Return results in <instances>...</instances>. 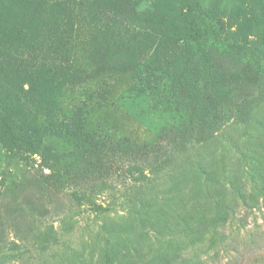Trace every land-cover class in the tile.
Returning a JSON list of instances; mask_svg holds the SVG:
<instances>
[{
	"label": "rangeland",
	"instance_id": "1",
	"mask_svg": "<svg viewBox=\"0 0 264 264\" xmlns=\"http://www.w3.org/2000/svg\"><path fill=\"white\" fill-rule=\"evenodd\" d=\"M152 2L240 48L216 118L187 111L203 84L181 63L153 93L169 25L126 26L115 0H0V264H264V0L138 13Z\"/></svg>",
	"mask_w": 264,
	"mask_h": 264
},
{
	"label": "trees",
	"instance_id": "2",
	"mask_svg": "<svg viewBox=\"0 0 264 264\" xmlns=\"http://www.w3.org/2000/svg\"><path fill=\"white\" fill-rule=\"evenodd\" d=\"M125 8L123 11L127 14L126 26H136V23L142 21L143 17H149L148 20L152 22L160 23L162 26L169 28L172 31V36L170 38H160L155 51H153L152 59V77L154 79L155 86L152 87L153 93L157 96L164 92L161 87H164L162 81L166 79L167 81L171 79V72L161 71V67H171L170 64L177 65L178 63L183 64L184 68L188 70L189 76L193 83H202L203 92L202 97L199 101L195 103H190L187 106V111L193 112L196 109L201 110L203 106L208 109L209 112H213L212 117L216 118L218 112L217 106L224 103L222 99L223 87L230 82H238L243 77L247 76L243 67H238L234 73H230L228 68L222 66L221 59L225 57L230 52L241 54L240 48L236 47L235 50L231 49L221 36L224 34L222 25L217 21L213 24V21L209 22V28H200L196 24H193L189 16L186 14L179 15L178 18L171 17L170 13L162 6L157 5L152 2L149 8L143 12L138 13L140 10V0H115ZM128 17H130L129 20ZM157 52H163L162 55H158ZM155 60V62L153 61ZM150 62V60H147ZM68 65V64H67ZM70 65V64H69ZM151 65V64H150ZM149 65V66H150ZM66 66V65H65ZM148 68L150 69V67ZM156 66V68H155ZM64 72L74 79L76 78H87L86 72L80 70L79 68H74L72 65L63 67ZM144 68V66L142 67ZM148 70V69H147ZM148 71L144 69L141 70V77L147 79L149 77ZM195 80H201V82ZM56 80L51 76L47 75L42 79L38 80L36 87L40 91V94H47L54 88ZM184 87L180 86L179 91H183ZM177 90V91H178ZM179 93V92H178ZM139 96V95H138ZM180 96V93H179ZM204 102V103H203ZM203 103V105H202ZM202 105V106H201ZM179 113L182 112L180 109H176ZM252 185L254 191L264 193V185ZM190 261L185 264H189ZM194 263H199L196 260Z\"/></svg>",
	"mask_w": 264,
	"mask_h": 264
}]
</instances>
